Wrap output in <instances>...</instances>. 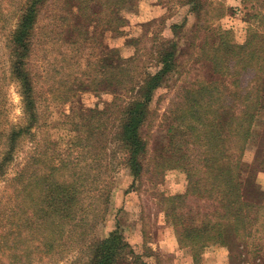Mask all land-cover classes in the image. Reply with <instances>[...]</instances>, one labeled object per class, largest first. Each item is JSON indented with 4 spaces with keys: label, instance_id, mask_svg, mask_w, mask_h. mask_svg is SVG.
I'll return each instance as SVG.
<instances>
[{
    "label": "trees",
    "instance_id": "obj_1",
    "mask_svg": "<svg viewBox=\"0 0 264 264\" xmlns=\"http://www.w3.org/2000/svg\"><path fill=\"white\" fill-rule=\"evenodd\" d=\"M180 2L191 12L206 7L202 0ZM15 5L7 33L0 27L7 55L5 67H0V81L9 74L18 86L28 125L0 129V176L6 179L21 136L38 119L39 75L33 71V59L35 53L40 56L39 52L48 51L45 43L50 39L54 43L50 49H66L60 53L63 61L67 50L86 54L77 61L78 73L56 79L58 87L72 95L80 90L113 95L104 110L92 109L85 119L86 140L103 138L81 146L87 161L100 167L93 178L85 173L91 182L100 179L108 153L111 160L118 152L122 154L120 163L130 171L134 190L145 174L159 180L167 171L180 170L183 191L159 196L179 245L194 255L213 246L237 253L251 241L253 258L264 254V247L255 244L264 230V200L258 197L263 192L252 170L257 166L264 171V127L259 124L264 121V36L249 32L243 43H235L224 37L227 32L218 31L208 48L205 41L195 56L190 53L193 59L189 60L205 73L176 91L169 114L164 116L171 121L165 142L153 147L144 133L155 116L150 104L167 78L180 75L181 59L187 53L160 48L151 70L137 50L122 53L123 43L133 47L136 42L126 15L135 8L134 0H18ZM118 39L122 44L114 45ZM3 103L0 87V122ZM259 125L262 130L255 138ZM257 140L252 166L243 157L247 144ZM38 156H30L11 180L18 187L12 212L8 214L5 208L0 212V264H33L52 257H58L57 261L75 249L82 264H152L142 258L144 254L136 253L118 225L102 238L90 237L99 220H104L111 194L95 187L90 200L83 196L90 186L84 183L88 177L76 168L80 160L75 163L51 153L49 164L40 169Z\"/></svg>",
    "mask_w": 264,
    "mask_h": 264
},
{
    "label": "rangeland",
    "instance_id": "obj_2",
    "mask_svg": "<svg viewBox=\"0 0 264 264\" xmlns=\"http://www.w3.org/2000/svg\"><path fill=\"white\" fill-rule=\"evenodd\" d=\"M17 1L0 0L2 9H0V27H3L5 33L9 25L13 23ZM202 1L206 3V7L191 12L190 7L181 3L180 0H134L135 8L133 11H127L126 15L127 26L130 30L128 31L132 37L136 38L135 45L128 47L122 44L120 39L114 43V45L122 44L120 47L125 55L137 50V55L142 58L141 62L148 63L149 70L153 69L156 64L155 53L160 48L187 53L181 59L183 61H181L182 66L179 67L181 68L180 75L177 77L171 75L167 78L155 92L150 104L155 116L152 126L145 127L144 133H147L149 140H152L153 147L154 144L158 146L165 142L166 129L171 121L165 119L164 116L169 114L167 109L176 91L180 89V86L187 85L189 81L205 73L193 60H189L198 53L200 46L207 41L208 48L211 39L217 38L218 31L227 32L228 34L224 37L235 43H243L248 38L249 32L264 36V0ZM108 40L107 36H104V41L108 43ZM47 42L45 47L48 51L39 52L40 56L35 53L36 59H33V71H37L39 75L36 91L39 97L38 119L29 132L21 136L19 140L14 158L8 165L4 176L10 181L0 176V212L4 208L8 214L12 212L16 201L14 189L18 187V183L11 180L28 163V158L34 154L38 156L41 153L37 157L39 159L37 168L40 169L49 164L51 153H53L63 155L62 158L75 163L80 160L76 168L85 177H88L85 173H90L93 178L100 170V167H95L96 162L87 161L81 146L97 143L103 138L93 137L89 138V141L86 140L88 134L84 132V124H88L85 119L89 111L104 110L106 105L114 100L113 95L103 90L98 91L99 93L93 90H80L73 95L66 94V89L58 87L56 79H66L69 74L78 73L80 68L77 61L81 62L86 54L82 51L76 54L73 50H67L66 60L63 61L60 53L66 51L64 46L52 50L50 47L54 44L53 40L48 39ZM190 53L194 55L191 57ZM6 60V49L4 45L2 47L0 36V67L2 65L5 67ZM4 79L5 81H0V87L4 89V103L2 104L4 112L0 129L8 131L11 125L16 128L28 125V117L22 110L18 86L9 78V74ZM93 123H97V120ZM259 124L262 128L264 127V121ZM260 125L255 129V135L262 130ZM76 137L82 139L77 140ZM74 144L77 145L74 146ZM255 145H258V140L255 143H248L243 157V160L252 166L255 165L253 164L256 154ZM69 147L71 149H68ZM79 154H81V159ZM107 155L108 157L102 161L104 167L98 182H91L89 177L84 182L90 186L83 194L84 197H89V200L91 195L96 194L95 187L99 190H110L111 194L104 220H99L90 237L102 238L111 230L116 229L118 225L122 235L136 253L144 254L142 258L152 264H261L264 262L262 252L254 255V258L249 253L253 245L251 241L245 244L242 252L237 253L235 251L230 253L225 248L213 246L200 250L194 255L190 248H182L177 241L171 220L166 218L162 210L159 196H171L182 192L184 189L183 173L177 169L170 170L159 180H153L145 174L134 190L130 188L132 183L130 171L120 163L123 158L122 154L118 152L112 160L110 153ZM30 163H33L32 158ZM257 169V166L252 168L255 173V184L263 192L258 197L263 196L262 200H264V171ZM102 208L105 209V206L103 205ZM91 213L93 214L90 211L89 214ZM259 238L261 241L255 244L259 243L264 247V230L257 239ZM76 251L75 249L67 252L57 261L55 258L58 257H52L40 262L35 261L33 264H82V256ZM259 258L262 259L260 263L257 261Z\"/></svg>",
    "mask_w": 264,
    "mask_h": 264
},
{
    "label": "crops",
    "instance_id": "obj_3",
    "mask_svg": "<svg viewBox=\"0 0 264 264\" xmlns=\"http://www.w3.org/2000/svg\"><path fill=\"white\" fill-rule=\"evenodd\" d=\"M254 137H259V135H256V136H254ZM261 178V177H260Z\"/></svg>",
    "mask_w": 264,
    "mask_h": 264
}]
</instances>
